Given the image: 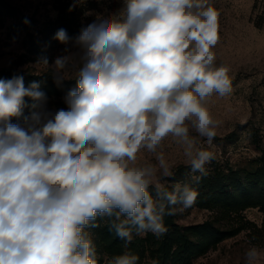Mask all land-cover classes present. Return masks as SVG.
Listing matches in <instances>:
<instances>
[{
  "label": "clouds",
  "instance_id": "1",
  "mask_svg": "<svg viewBox=\"0 0 264 264\" xmlns=\"http://www.w3.org/2000/svg\"><path fill=\"white\" fill-rule=\"evenodd\" d=\"M118 2L75 37L57 30L63 54L35 62L57 87L75 81L64 107L40 81L0 78V264H99L101 222L124 242L108 264H140L134 235L166 234L165 218L198 199L163 145L182 149L195 184L216 159L204 145L222 121L209 101L230 96L234 78L217 63L220 12L210 0ZM244 264H264V250L251 245Z\"/></svg>",
  "mask_w": 264,
  "mask_h": 264
},
{
  "label": "rangeland",
  "instance_id": "2",
  "mask_svg": "<svg viewBox=\"0 0 264 264\" xmlns=\"http://www.w3.org/2000/svg\"><path fill=\"white\" fill-rule=\"evenodd\" d=\"M210 3L220 12L217 63L231 67L233 93L224 98L214 95L209 101L211 113L222 125L212 146L204 145L216 159L207 165L208 175L199 184L185 175L189 169L182 149L171 139L164 141L167 156L176 164L175 179L192 184L199 192L198 204L189 209L178 207L172 223L165 224L167 229L172 224L182 229L201 226L191 236V264H244V253L251 245L264 250V203L250 205L256 202L255 196L264 193V0ZM119 7L118 0H0V71L51 77V69L34 64L42 56L51 64L63 54L65 45L54 39L58 25L75 37L97 14ZM64 95L49 96L50 107H64ZM24 114H28L27 108ZM146 157L150 158L146 151L140 154L141 160ZM204 181L219 184L201 188ZM207 196L222 202L208 204ZM229 196L232 200L227 205ZM92 232L99 264H108L112 256L125 250L124 242L106 223L101 222ZM167 235H134L128 247L139 255L140 264H152L153 260L162 264L155 251Z\"/></svg>",
  "mask_w": 264,
  "mask_h": 264
},
{
  "label": "trees",
  "instance_id": "3",
  "mask_svg": "<svg viewBox=\"0 0 264 264\" xmlns=\"http://www.w3.org/2000/svg\"><path fill=\"white\" fill-rule=\"evenodd\" d=\"M61 29V24L58 25L57 30ZM56 30V32H57ZM13 75H23L24 76V81L25 85L27 86L30 82L36 80L40 81V87L41 90L47 93L48 96L51 95H63L66 94V92L75 86L74 83H63L62 86L57 87V85L53 82V79L47 75V74H42L40 76L38 75H32V74H26V73H21V74H15L12 72L10 69L2 70L0 71V78L2 79H9ZM264 167V165H263ZM264 169V168H262ZM204 186H201V188H204L206 186H214L219 184L218 181H204ZM208 188V187H207ZM210 189V187L208 188ZM248 192V191H247ZM245 196H248L247 194ZM244 196V197H245ZM202 200H206L208 204L214 203L216 206L219 205L217 202L221 201V198H218L216 196H207V198H201ZM227 199V205H230L232 200L229 197ZM210 200H213L212 202H209ZM198 201V200H197ZM196 201V204L198 202ZM253 201V200H252ZM256 201V202H254ZM254 203L250 204L251 206L255 205H262L264 203V193L261 194V197L258 196V198H254ZM207 204V205H208ZM173 216L166 217L165 218V223L169 224L172 223V218ZM172 229V230H171ZM170 230V231H169ZM201 230V226H193L190 228H180L177 225H173L172 227L167 230L168 235L162 237V241L157 245L155 253L159 255V259L162 260V264H191L192 263V254H191V247H192V242H191V236L195 235L197 232Z\"/></svg>",
  "mask_w": 264,
  "mask_h": 264
}]
</instances>
